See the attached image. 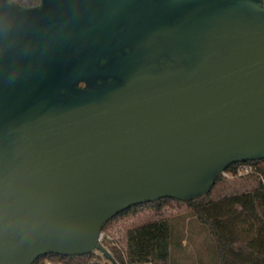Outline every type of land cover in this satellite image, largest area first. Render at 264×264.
<instances>
[{
	"label": "water",
	"instance_id": "1",
	"mask_svg": "<svg viewBox=\"0 0 264 264\" xmlns=\"http://www.w3.org/2000/svg\"><path fill=\"white\" fill-rule=\"evenodd\" d=\"M140 2L0 0V264L111 258L99 237L118 214L264 158L263 1ZM151 37L190 48L148 65ZM114 39L117 79L99 86Z\"/></svg>",
	"mask_w": 264,
	"mask_h": 264
},
{
	"label": "trees",
	"instance_id": "2",
	"mask_svg": "<svg viewBox=\"0 0 264 264\" xmlns=\"http://www.w3.org/2000/svg\"><path fill=\"white\" fill-rule=\"evenodd\" d=\"M240 163L229 166L226 171L237 175ZM246 163L253 165L252 172L236 179L220 173L205 195L187 200L166 197L132 206L110 220L103 230H109L130 217H139L146 209L162 214L169 206L187 205L195 220L214 241L217 264H264V158ZM178 230L173 221L162 214L129 226L123 239L124 246L111 241L106 242V246L113 258L121 263L150 259L171 264L175 236L179 235L180 242H183V232L178 233ZM34 264L104 263L91 252L74 256L48 254Z\"/></svg>",
	"mask_w": 264,
	"mask_h": 264
},
{
	"label": "rangeland",
	"instance_id": "3",
	"mask_svg": "<svg viewBox=\"0 0 264 264\" xmlns=\"http://www.w3.org/2000/svg\"><path fill=\"white\" fill-rule=\"evenodd\" d=\"M244 165H248V163L241 162L238 166ZM250 172H243L242 174L237 175H231L229 173V175L225 177L229 179H236ZM162 214L170 218L174 225L179 228L178 233L183 232V242H180L181 238L179 235L175 236L176 241L172 246L171 264H217V253L214 241L195 220V217L192 215L191 210L187 205L169 206ZM162 214H157L154 213V211L146 209V211L139 217H130L124 221H120L115 227L105 230V232L113 237L111 242L124 246L123 239L126 229L129 226H135L148 219L158 218ZM122 216L123 214L121 217ZM111 224L112 222L109 223V226ZM101 260L106 262L108 258H101ZM107 264H110V262H107Z\"/></svg>",
	"mask_w": 264,
	"mask_h": 264
},
{
	"label": "flooded vegetation",
	"instance_id": "4",
	"mask_svg": "<svg viewBox=\"0 0 264 264\" xmlns=\"http://www.w3.org/2000/svg\"><path fill=\"white\" fill-rule=\"evenodd\" d=\"M10 1H14L20 5H24V6H34V5H38L40 4L43 0H10ZM155 1H159V0H145L144 1L141 0V2L139 3L137 12L139 15H142V11H146L152 3H154ZM263 1V5H264V0ZM180 15V14H179ZM177 15V16H179ZM180 19H178L179 21ZM171 21H174V19H172ZM125 30V29H124ZM123 30V31H124ZM126 32V30L124 31ZM122 36H127V34H121ZM145 40L144 44L142 45V49H148L150 52V60L147 61V64H152L153 62L157 65H171L168 64L170 63L169 61H176L177 59L181 58L183 59V57H186L187 55V49L190 48V45L185 44L184 48H185V52H181L180 49L182 48L181 45L178 44H171L170 42L167 43L165 41H163L160 37H151V38H146L143 39ZM180 47V48H179ZM109 50L105 51L103 57L101 58V60L104 58L107 61L103 64H101V60L99 62H97L96 64L93 65V71L91 73V75L88 76V78L90 79L91 82H93L94 84H97L98 80H102V82L100 84H98L99 86H103V85H107L110 80L109 78L112 77V79H117L116 76L114 75H109L107 72H105L104 70L108 69L110 67V64L115 60L116 54H118V52H122L124 53L123 47L119 45V42L117 39H114L113 42L110 44L109 46ZM109 72V71H108ZM110 84V83H109ZM87 85V81L86 79H80L78 81V86L79 87H85Z\"/></svg>",
	"mask_w": 264,
	"mask_h": 264
},
{
	"label": "built area",
	"instance_id": "5",
	"mask_svg": "<svg viewBox=\"0 0 264 264\" xmlns=\"http://www.w3.org/2000/svg\"><path fill=\"white\" fill-rule=\"evenodd\" d=\"M243 163H246V162H243ZM252 170H253V165L250 164V163H248V165L238 166V168H237L238 174H242L243 172H250ZM222 174L224 176H227V175H229V172L225 170V171L222 172ZM112 240H113V237L111 235L107 234L104 230L101 232L100 237H99V241L107 248L111 258H113V255H112L111 250L106 246V242L112 241ZM93 252L96 255V258H98L100 260H101V258H105V257L108 258V260H106V262H103L101 260L104 264H107V262H110V264H160V263H157L154 260H150V259L149 260H134V261L126 260L125 262L121 263V262L116 261L113 258L115 260V262H116V263H114L111 260V258L106 256L101 250L96 249Z\"/></svg>",
	"mask_w": 264,
	"mask_h": 264
}]
</instances>
